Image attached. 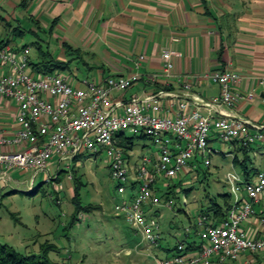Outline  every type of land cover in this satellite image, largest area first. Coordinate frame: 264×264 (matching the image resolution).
Segmentation results:
<instances>
[{"label": "built area", "instance_id": "2783aa9c", "mask_svg": "<svg viewBox=\"0 0 264 264\" xmlns=\"http://www.w3.org/2000/svg\"><path fill=\"white\" fill-rule=\"evenodd\" d=\"M29 54V47L15 50L0 39V108L15 104V129L0 127V181L7 183L8 174L16 170L33 171V178L43 174L49 180L52 166L68 167L66 163L83 152H103L111 179L123 197L115 210L148 247L157 246L160 228L148 220L147 210L173 205L172 201L162 204L157 183L163 181L168 186L171 180L182 181L196 158L210 166L216 153L210 145L213 131L224 144L249 148L264 142V124L221 110L220 115H214L216 108L234 107L241 100L254 98L252 92L243 95L237 90L241 75L235 70L206 71L198 76L220 87V94L210 99L199 94L183 99L168 90H155L126 101L122 94L139 80L144 54L136 60L135 73L84 81L66 72H36L29 64ZM179 56L172 49L164 50L161 72L151 74L148 80L155 83L173 78L174 58ZM180 81L190 90L188 76ZM258 84L264 87V79ZM165 96L173 98L176 109H172L173 103L166 108ZM126 132H141L155 146L131 166L121 146V134ZM226 182L232 195L227 219L211 225L207 216L199 214L196 234L200 246L188 250L186 244L179 243L175 254L156 258V264H235L243 258L244 264L264 261V215L256 218V205L264 202V170L247 180L232 169ZM250 223L257 228H248ZM189 234L187 228L185 235Z\"/></svg>", "mask_w": 264, "mask_h": 264}, {"label": "crops", "instance_id": "0c3cea01", "mask_svg": "<svg viewBox=\"0 0 264 264\" xmlns=\"http://www.w3.org/2000/svg\"><path fill=\"white\" fill-rule=\"evenodd\" d=\"M5 6L15 11L20 7L23 12L15 19L20 23L29 18L43 30L56 20L51 38L57 40L59 48L67 42L88 54H101L103 63L101 67L96 65L98 73L93 79L135 73L136 60L144 54L139 80L122 94L126 101L133 96L143 98L155 90H168L183 99L194 94L210 99L220 94V87L198 76L206 71L235 70L241 75L237 90L243 95L252 92L254 98L241 100L234 107L216 108L214 115H220L221 110L264 124V87L258 84L264 79V0H0V8ZM166 49L180 54L174 58V77L150 82L148 77L162 70L161 54ZM84 63L87 68L94 67ZM185 76L190 78V90L184 89L180 81ZM162 100L166 108L174 101L170 96ZM173 104L172 109H176ZM14 109L13 102L0 108V127L7 131L15 129ZM211 135L215 154L245 159L236 143H219L215 131ZM224 145L227 147L222 148ZM250 148L246 161L253 175L264 170L252 167L255 163L264 165V160L258 158L264 156V142ZM198 163L199 158L191 162L186 178L195 175ZM153 208L147 210V216L158 223L159 211ZM256 211L264 215V202L256 205ZM247 226L257 228L253 223ZM244 262L245 258L238 264Z\"/></svg>", "mask_w": 264, "mask_h": 264}, {"label": "rangeland", "instance_id": "374dc122", "mask_svg": "<svg viewBox=\"0 0 264 264\" xmlns=\"http://www.w3.org/2000/svg\"><path fill=\"white\" fill-rule=\"evenodd\" d=\"M22 12L20 7L16 11L1 7L0 14L4 18L1 24L4 27L5 23L13 21L14 26L19 24L26 31L23 36L15 37L14 42L18 46L28 45L32 60H36L37 53L32 41L37 40L43 50L72 61L69 70L65 71L67 74L76 76L80 81L91 80L97 75L96 65L101 67V54L94 56L82 49L77 54L66 47L59 48L57 40L37 28L31 19H23L19 23L15 18L20 17ZM84 62L94 67L87 68ZM141 135V132L125 133V136L135 140L134 148L126 154L130 166L135 165L144 154L155 150L151 139H142ZM217 146L220 145L217 143ZM258 158L264 160V156ZM251 159L254 162L252 156ZM66 164L69 166L53 164L49 180L43 174L33 178V171L16 170L8 174L7 183L0 181V242L20 254L37 257L47 245L52 246L47 254L52 261L61 264H156V258L166 254L161 247H174L186 237L187 228L190 229L188 239L199 241L194 227L200 210L208 206L209 199L229 192L226 182L229 171H243L240 164H234L230 157L222 158L219 153L211 156L210 166H206L200 157L195 175L182 180L187 182L183 184L185 188L193 186L189 195H182L172 208L164 205L153 208L159 211L158 219L164 231L162 246L155 248L148 247L115 210L123 197L118 194L116 183L111 179L105 153L92 155L83 152L77 160ZM248 165L252 164L248 161ZM252 167L264 169V165L259 163ZM173 181L176 184L181 182L178 179ZM78 182L80 219L73 216L74 191ZM164 193V188H161L158 195ZM184 198L187 199L186 204Z\"/></svg>", "mask_w": 264, "mask_h": 264}, {"label": "trees", "instance_id": "16d2710c", "mask_svg": "<svg viewBox=\"0 0 264 264\" xmlns=\"http://www.w3.org/2000/svg\"><path fill=\"white\" fill-rule=\"evenodd\" d=\"M1 10V8H0ZM34 22V20H32ZM2 22H4L3 16L0 14V25L2 26ZM34 25L37 26V28L41 27L37 22H34ZM56 25V20H53L49 24V28L47 30H44L45 32L49 33L50 36L53 34V30ZM9 28V29H8ZM3 32L0 34V39L5 42L10 44L15 50H20L22 48L28 47V45H23V46H18L14 42L15 37H21L23 36L26 31L21 28V26L18 24L14 26L13 21L11 23H5L4 27L2 26ZM38 31V30H37ZM31 32L34 35H37L36 31L31 30ZM32 45L36 47L37 53H36V60H32L30 58L29 64L31 68L39 73H53V72H65L66 70H69L71 66V60H61L57 57L54 56L50 51L48 50H43L41 44L36 40L32 41ZM67 48L69 51L74 52V53H80L79 48H74L73 46L69 45L67 42L62 43V48ZM145 135H141V138H145ZM135 145V140L134 137H127L125 136L124 133L121 134V146L124 149V152L127 154L128 151H131L134 148ZM238 151L242 152L243 155L245 156L244 160H239L238 157H235L233 159L234 164H240L243 169V173L245 175V178L247 180H250L253 178V169L250 171L247 166V161L249 160L248 153L251 150L249 147H245L243 145H240L236 143ZM195 165V163H193ZM197 172V170L195 171ZM60 175V174H59ZM204 176L205 173H204ZM174 181L171 180L168 183V186H164L163 181H159L157 183V190L158 192L161 190V188H164L165 193L160 197L162 204H165L168 201H172L173 205L172 207L176 204V201L181 200V196H188L190 191H192V187L185 188L183 186L184 182L180 183H173ZM79 182L76 185L75 191H74V204H75V213H74V218L80 219L82 215H79L81 212V207H80V202H79V197H78V187H79ZM231 200H232V195L229 192L219 194L218 197H214L209 199V204L205 208H202L200 210V215H205L209 219V223L211 225H218L224 220L227 219L228 217V212L229 208L231 205ZM87 209H90L87 208ZM151 209V208H150ZM149 210V209H148ZM147 214V213H146ZM149 214V211H148ZM263 214H257L256 218L262 217ZM148 220L150 222H155L151 216H148ZM157 223V222H155ZM159 228H160V239L158 240V244L156 247L160 246L161 241L164 238V231L162 230L161 223L158 222ZM195 234L197 233L198 226L195 225ZM197 235V234H196ZM186 236V235H185ZM189 236H186L183 238L181 241H178L174 247H161L162 250L165 251V255L163 257H160L161 259L163 258H168L172 256L173 254L176 253L177 251V246L179 243H184L187 246L188 250H194L200 246V240L195 241V240H189ZM52 246H48L47 248L43 249V252L40 256H35V255H26V254H20L18 253L13 247L0 242V264H61L55 261H52L49 256H48V249H52ZM159 257L157 259H160Z\"/></svg>", "mask_w": 264, "mask_h": 264}]
</instances>
